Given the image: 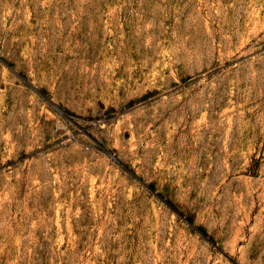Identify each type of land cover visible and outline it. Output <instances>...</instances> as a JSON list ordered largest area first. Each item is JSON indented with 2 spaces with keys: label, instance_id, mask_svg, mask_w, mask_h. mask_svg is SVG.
Instances as JSON below:
<instances>
[{
  "label": "rangeland",
  "instance_id": "1",
  "mask_svg": "<svg viewBox=\"0 0 264 264\" xmlns=\"http://www.w3.org/2000/svg\"><path fill=\"white\" fill-rule=\"evenodd\" d=\"M0 264H264V0H0Z\"/></svg>",
  "mask_w": 264,
  "mask_h": 264
}]
</instances>
